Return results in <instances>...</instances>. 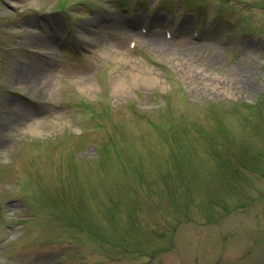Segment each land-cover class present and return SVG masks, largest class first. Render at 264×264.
I'll list each match as a JSON object with an SVG mask.
<instances>
[{
    "label": "rangeland",
    "instance_id": "374dc122",
    "mask_svg": "<svg viewBox=\"0 0 264 264\" xmlns=\"http://www.w3.org/2000/svg\"><path fill=\"white\" fill-rule=\"evenodd\" d=\"M157 1L0 0V264H264V0Z\"/></svg>",
    "mask_w": 264,
    "mask_h": 264
},
{
    "label": "bare ground",
    "instance_id": "6f19581e",
    "mask_svg": "<svg viewBox=\"0 0 264 264\" xmlns=\"http://www.w3.org/2000/svg\"><path fill=\"white\" fill-rule=\"evenodd\" d=\"M100 20H101V18H100ZM96 21H99V20H96ZM39 51H41V52H46V49H45V51L41 48ZM31 75V74H30ZM32 80H36L37 79V77H30ZM138 80V79H137ZM136 80V81H137Z\"/></svg>",
    "mask_w": 264,
    "mask_h": 264
}]
</instances>
